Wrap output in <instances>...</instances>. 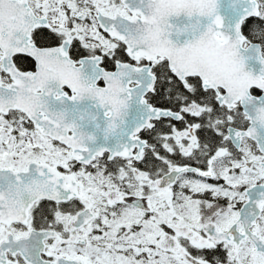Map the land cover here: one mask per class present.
Segmentation results:
<instances>
[{
  "label": "snow or ice",
  "instance_id": "snow-or-ice-1",
  "mask_svg": "<svg viewBox=\"0 0 264 264\" xmlns=\"http://www.w3.org/2000/svg\"><path fill=\"white\" fill-rule=\"evenodd\" d=\"M0 264H264V0H0Z\"/></svg>",
  "mask_w": 264,
  "mask_h": 264
}]
</instances>
